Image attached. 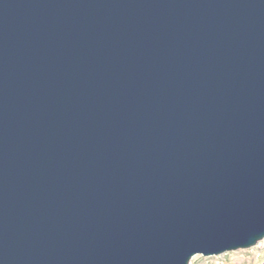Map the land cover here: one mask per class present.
<instances>
[{
  "label": "water",
  "instance_id": "obj_1",
  "mask_svg": "<svg viewBox=\"0 0 264 264\" xmlns=\"http://www.w3.org/2000/svg\"><path fill=\"white\" fill-rule=\"evenodd\" d=\"M263 239L264 0H0V264Z\"/></svg>",
  "mask_w": 264,
  "mask_h": 264
},
{
  "label": "rangeland",
  "instance_id": "obj_2",
  "mask_svg": "<svg viewBox=\"0 0 264 264\" xmlns=\"http://www.w3.org/2000/svg\"><path fill=\"white\" fill-rule=\"evenodd\" d=\"M189 264H264V239L254 247L217 256L195 255Z\"/></svg>",
  "mask_w": 264,
  "mask_h": 264
}]
</instances>
